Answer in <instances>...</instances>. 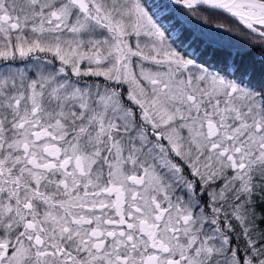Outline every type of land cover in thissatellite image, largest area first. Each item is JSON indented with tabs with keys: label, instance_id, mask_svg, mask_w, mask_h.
I'll return each mask as SVG.
<instances>
[{
	"label": "snow or ice",
	"instance_id": "obj_1",
	"mask_svg": "<svg viewBox=\"0 0 264 264\" xmlns=\"http://www.w3.org/2000/svg\"><path fill=\"white\" fill-rule=\"evenodd\" d=\"M0 264H264V0H0Z\"/></svg>",
	"mask_w": 264,
	"mask_h": 264
},
{
	"label": "trees",
	"instance_id": "obj_2",
	"mask_svg": "<svg viewBox=\"0 0 264 264\" xmlns=\"http://www.w3.org/2000/svg\"><path fill=\"white\" fill-rule=\"evenodd\" d=\"M215 22H224V21H213V23H215ZM230 23V22H229Z\"/></svg>",
	"mask_w": 264,
	"mask_h": 264
}]
</instances>
